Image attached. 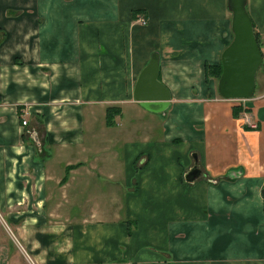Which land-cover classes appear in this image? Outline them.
Wrapping results in <instances>:
<instances>
[{
    "label": "crops",
    "instance_id": "1",
    "mask_svg": "<svg viewBox=\"0 0 264 264\" xmlns=\"http://www.w3.org/2000/svg\"><path fill=\"white\" fill-rule=\"evenodd\" d=\"M231 22L228 0H0V264H264V93L235 119L204 74ZM154 53L160 114L134 99Z\"/></svg>",
    "mask_w": 264,
    "mask_h": 264
},
{
    "label": "water",
    "instance_id": "2",
    "mask_svg": "<svg viewBox=\"0 0 264 264\" xmlns=\"http://www.w3.org/2000/svg\"><path fill=\"white\" fill-rule=\"evenodd\" d=\"M246 6L247 0H228V8L232 12L233 39L221 54L222 74L217 82V93L224 100L252 99L257 88V75L264 62L254 23ZM159 66L160 55L154 53L141 72L134 90L136 102L153 114L167 110L171 100L169 90L158 80ZM201 174L195 165L185 175V180L192 184ZM261 195L264 199V187Z\"/></svg>",
    "mask_w": 264,
    "mask_h": 264
},
{
    "label": "trees",
    "instance_id": "3",
    "mask_svg": "<svg viewBox=\"0 0 264 264\" xmlns=\"http://www.w3.org/2000/svg\"><path fill=\"white\" fill-rule=\"evenodd\" d=\"M256 37L260 45V48L262 50L264 34L260 35L258 32H256ZM204 69H205L206 82H209L211 79L218 81L222 74L221 63H219L218 65L206 64ZM232 110H233V116L237 119L240 118L242 113H245L248 111L244 106H242V104L234 106ZM121 114H122V111L119 107H109L107 110V125L108 126L115 125V122H114L115 117L120 116ZM245 128L249 129L248 127H245ZM187 185L189 186L191 184L187 182Z\"/></svg>",
    "mask_w": 264,
    "mask_h": 264
},
{
    "label": "rangeland",
    "instance_id": "4",
    "mask_svg": "<svg viewBox=\"0 0 264 264\" xmlns=\"http://www.w3.org/2000/svg\"><path fill=\"white\" fill-rule=\"evenodd\" d=\"M141 24H143L142 22H141ZM147 24V23H146ZM146 24H143V25H146ZM260 35H263V34H261L260 32H258ZM263 41V40H262ZM263 45H262V49H264V41H263V43H262ZM263 58H264V56H263ZM204 74H205V69H204ZM263 77H264V62H263V65L261 66V68H260V70H259V72H258V75H257V88H256V92H255V94H254V96L253 97H255V96H258V95H263V93H264V79H263ZM217 82L218 81H216V80H214V79H211L209 82H206V85H207V95L208 96H211L212 94L214 95V96H217ZM213 83V84H212ZM198 95L197 94V92H196V90L194 89V95ZM204 96L206 97V95L204 94ZM219 96V95H218ZM246 103V101H239L238 103L236 102V104L234 105V106H236V105H240V104H242V106H244V104ZM233 109V108H232ZM232 112H233V110H232ZM245 113H247V112H245ZM245 113H242V115H244ZM233 115V114H232ZM242 115L240 116V118H242ZM234 117V116H233ZM247 117H248V115H247ZM235 118V117H234ZM245 118V117H244ZM235 119H237V118H235ZM248 121L252 124V122L248 119ZM249 130H254V131H257V130H259V127L258 126H256V128H251V127H249ZM156 133L155 134H157V137H160L159 135H160V132L161 131H155ZM194 159L196 160V156L194 157Z\"/></svg>",
    "mask_w": 264,
    "mask_h": 264
},
{
    "label": "built area",
    "instance_id": "5",
    "mask_svg": "<svg viewBox=\"0 0 264 264\" xmlns=\"http://www.w3.org/2000/svg\"><path fill=\"white\" fill-rule=\"evenodd\" d=\"M141 22L143 23V24H146L147 23V20L145 19V18H141ZM246 122H247V124L251 127V128H256V124H254V123H250L248 120H246ZM22 125L23 126H25V125H27V121L26 120H23V122H22Z\"/></svg>",
    "mask_w": 264,
    "mask_h": 264
}]
</instances>
